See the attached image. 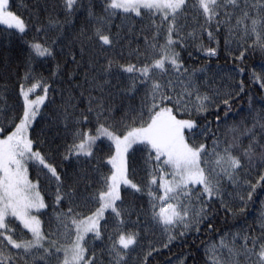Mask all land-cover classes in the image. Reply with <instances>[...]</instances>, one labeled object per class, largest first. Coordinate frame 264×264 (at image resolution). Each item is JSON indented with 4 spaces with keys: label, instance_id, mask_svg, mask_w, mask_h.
Here are the masks:
<instances>
[{
    "label": "snow or ice",
    "instance_id": "snow-or-ice-1",
    "mask_svg": "<svg viewBox=\"0 0 264 264\" xmlns=\"http://www.w3.org/2000/svg\"><path fill=\"white\" fill-rule=\"evenodd\" d=\"M137 18L151 35L133 48L126 37ZM190 19L197 27L188 31ZM0 26L26 49L19 110L0 91V264H148L158 248L143 247L146 213L168 248L213 231L220 210L245 212L264 189V96L255 101L243 78L217 85L181 56L204 33L209 45L198 50L217 56L222 30L234 61L249 50L264 55V0H0ZM85 60L87 107L77 111L67 94L54 117L63 148L45 152L33 124L54 102L49 81H71ZM48 62L55 67L45 77L38 66ZM259 69L249 79L264 90V63ZM243 96L247 108L233 113ZM56 153L74 162L71 172ZM204 251L206 264H264V212L258 230L223 233Z\"/></svg>",
    "mask_w": 264,
    "mask_h": 264
},
{
    "label": "trees",
    "instance_id": "trees-1",
    "mask_svg": "<svg viewBox=\"0 0 264 264\" xmlns=\"http://www.w3.org/2000/svg\"><path fill=\"white\" fill-rule=\"evenodd\" d=\"M115 23H119L117 20ZM235 23V21H233ZM2 27V26H0ZM197 27L191 19L188 24V31ZM141 29H143V34H141ZM115 31V28L113 29ZM151 35V29L149 26V21L145 18L141 21L137 18L135 22L134 33L128 34L126 39L132 41V47L135 48L137 45L143 47L144 35ZM32 33H29V38ZM225 36L226 32L222 30L219 33V46L218 55L209 58L204 52L198 50V44L203 43L204 45H209L207 34L204 33L202 39L192 40L189 39V46L181 50V56L184 60L185 66L190 70L207 67V75L215 76L216 84L228 87L229 85H234L243 78L245 83V91L249 92L255 101H259L261 96H264V90L260 89L259 84H254L249 79V74L253 67L259 72V65L264 63V55H262L258 50L253 52L249 50L246 54V59L241 63L239 60H233L232 55L229 51L225 50ZM211 46L217 47L215 42L211 43ZM231 51L236 53L235 44L230 45ZM26 49L24 45L17 40L15 37L10 39H5L3 35H0V91H3L4 95L7 96V104L19 110L21 100L18 96V78L23 75L24 71V53ZM127 52V49H125ZM191 53V55H189ZM238 54V53H237ZM7 57L11 69H6L4 60ZM61 61L65 57H60ZM102 59V58H101ZM55 63L48 62L43 68L38 66V71L42 72L45 77H49L51 71L54 69ZM70 69L74 67L69 64ZM238 67H244L246 71L241 75L238 74L234 69ZM87 69L86 60L84 64L77 70L74 78L69 81L65 76L63 79L54 77L50 79V84L52 88L55 89L54 92H50V99L53 103L46 101L47 107H42L41 115L37 117L33 125V136L37 139V146L41 147L45 152L49 149H54L59 146L62 150L65 136L63 126L58 121L54 119L58 112H60L61 105L67 94L71 92L76 97V102L78 103L77 111L83 110L87 107V92L88 83L85 80V70ZM203 76V73H199ZM234 78V79H232ZM7 85V90H4V86ZM80 85V87H76ZM84 92V96L80 95V92ZM63 92V96L62 93ZM248 96H243L238 98L233 104V113L237 112L240 108H247ZM257 107L259 105L257 104ZM244 115V114H241ZM239 118V117H237ZM57 133L59 135L57 136ZM55 138V143H52ZM70 142V137L67 138ZM40 141H44L40 144ZM211 143V141H209ZM54 163L60 164L62 169L66 168L69 172L75 167L74 162L65 161L61 164V158L59 153H56ZM255 177V174H253ZM143 172L136 177L137 180L141 179ZM227 191H231V188H227ZM146 200V197L144 198ZM264 189L257 188L256 193L253 196V200L248 203L245 212L238 213L236 216L231 214H226L223 210H220L216 219L214 220V230L209 232L206 228L200 233H191L186 239H177L175 242L169 245L168 248L160 247L165 241L166 236L162 233L160 227L152 225L150 221V212L142 216V222H147L148 228L143 230V247L147 249L149 243L158 248V252H153L152 257L149 258L148 264H206L207 257L205 256V245L213 240H218V237L226 232H237L243 230H258L259 228V218L261 213L264 212ZM139 203V202H138ZM238 201L235 202L238 205ZM145 208L147 205H144ZM216 207L219 208V202H217ZM135 219V217H133ZM99 245L100 242L96 241ZM144 253L141 252V255Z\"/></svg>",
    "mask_w": 264,
    "mask_h": 264
},
{
    "label": "rangeland",
    "instance_id": "rangeland-1",
    "mask_svg": "<svg viewBox=\"0 0 264 264\" xmlns=\"http://www.w3.org/2000/svg\"><path fill=\"white\" fill-rule=\"evenodd\" d=\"M37 91L39 92V90H37ZM37 117H38V116H37ZM36 120H37V118H36ZM36 120H35V121H36ZM35 121H34V123H35ZM33 125H34V124H33Z\"/></svg>",
    "mask_w": 264,
    "mask_h": 264
}]
</instances>
